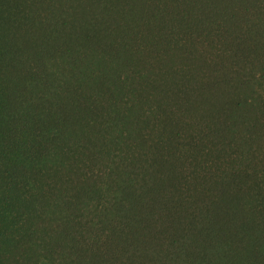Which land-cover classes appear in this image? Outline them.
Listing matches in <instances>:
<instances>
[{"label":"trees","instance_id":"1","mask_svg":"<svg viewBox=\"0 0 264 264\" xmlns=\"http://www.w3.org/2000/svg\"><path fill=\"white\" fill-rule=\"evenodd\" d=\"M0 264H264V0H0Z\"/></svg>","mask_w":264,"mask_h":264}]
</instances>
